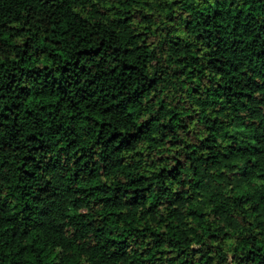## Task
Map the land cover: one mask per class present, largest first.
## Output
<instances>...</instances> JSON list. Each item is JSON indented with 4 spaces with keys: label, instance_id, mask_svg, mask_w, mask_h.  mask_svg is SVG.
Returning a JSON list of instances; mask_svg holds the SVG:
<instances>
[{
    "label": "trees",
    "instance_id": "16d2710c",
    "mask_svg": "<svg viewBox=\"0 0 264 264\" xmlns=\"http://www.w3.org/2000/svg\"><path fill=\"white\" fill-rule=\"evenodd\" d=\"M0 264H264V0H0Z\"/></svg>",
    "mask_w": 264,
    "mask_h": 264
}]
</instances>
